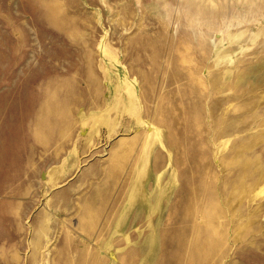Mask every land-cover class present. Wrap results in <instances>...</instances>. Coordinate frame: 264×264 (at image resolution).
<instances>
[{
  "label": "rangeland",
  "instance_id": "rangeland-1",
  "mask_svg": "<svg viewBox=\"0 0 264 264\" xmlns=\"http://www.w3.org/2000/svg\"><path fill=\"white\" fill-rule=\"evenodd\" d=\"M0 264H264V0H0Z\"/></svg>",
  "mask_w": 264,
  "mask_h": 264
}]
</instances>
